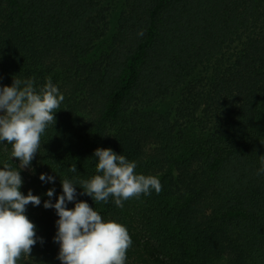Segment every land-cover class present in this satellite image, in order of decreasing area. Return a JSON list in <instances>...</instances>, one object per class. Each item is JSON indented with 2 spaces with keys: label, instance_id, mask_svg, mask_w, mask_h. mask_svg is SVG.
Segmentation results:
<instances>
[{
  "label": "trees",
  "instance_id": "trees-1",
  "mask_svg": "<svg viewBox=\"0 0 264 264\" xmlns=\"http://www.w3.org/2000/svg\"><path fill=\"white\" fill-rule=\"evenodd\" d=\"M28 78H51L65 99L30 174L0 141V168L20 170L21 193L41 198L25 215L44 242L17 264H61L58 216L43 202L65 178L77 192L68 209L84 201L127 228L125 264H264V0H0V87ZM111 130L157 135L184 183L165 178L123 208L81 195Z\"/></svg>",
  "mask_w": 264,
  "mask_h": 264
},
{
  "label": "clouds",
  "instance_id": "clouds-1",
  "mask_svg": "<svg viewBox=\"0 0 264 264\" xmlns=\"http://www.w3.org/2000/svg\"><path fill=\"white\" fill-rule=\"evenodd\" d=\"M142 34V33H141ZM65 97L48 78L42 86L35 78L13 79L11 86L0 87V141H7L11 156L19 161L20 169L30 167L31 161L41 147V136L48 126L55 123L54 113ZM96 160V175L79 180L81 195L96 202L107 203L111 198L118 208L123 201L139 198L141 194H159L160 180L153 175L136 174V162L113 152L110 148H97L93 152ZM257 174H264V159ZM76 173L75 164L68 168ZM41 182L54 183L55 177L41 173ZM61 183L62 194L51 202L54 188L46 191L45 209H54L56 234L53 242L59 245L57 259L61 264H125L127 251L132 245L125 226L115 221L105 222L88 203L79 201L72 209L67 203L76 201V182L65 178ZM23 180L20 170L8 163L0 168V264H17L22 255L31 257L38 237L36 226L25 215L26 206H40L41 198L31 190L24 195L19 190Z\"/></svg>",
  "mask_w": 264,
  "mask_h": 264
},
{
  "label": "rangeland",
  "instance_id": "rangeland-1",
  "mask_svg": "<svg viewBox=\"0 0 264 264\" xmlns=\"http://www.w3.org/2000/svg\"><path fill=\"white\" fill-rule=\"evenodd\" d=\"M55 77L58 85L65 93L73 90V77L70 74L67 75L63 71H59ZM81 95V91L77 90L75 100H79ZM162 144L164 141L155 134L137 130L117 133L116 130H111L108 136V145L103 148H110L117 155L121 154L129 161L136 162V174L145 171L149 175L156 176L160 181L170 178L176 185H181L182 181L184 183V166L177 165L169 169L170 158L163 151ZM11 152L9 151L11 159L19 165V161L11 156ZM23 170L30 174L34 168L30 164L29 168Z\"/></svg>",
  "mask_w": 264,
  "mask_h": 264
}]
</instances>
